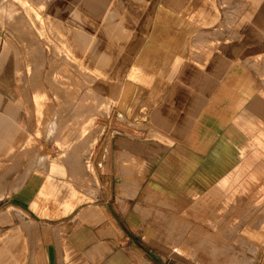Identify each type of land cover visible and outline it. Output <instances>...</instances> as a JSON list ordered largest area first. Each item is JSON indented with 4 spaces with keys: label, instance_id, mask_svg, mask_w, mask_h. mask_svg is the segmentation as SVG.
<instances>
[{
    "label": "crops",
    "instance_id": "0c3cea01",
    "mask_svg": "<svg viewBox=\"0 0 264 264\" xmlns=\"http://www.w3.org/2000/svg\"><path fill=\"white\" fill-rule=\"evenodd\" d=\"M63 1L69 24L127 54L113 96L119 113L132 114V125L112 119L85 128L83 134L95 133L82 154L88 180L133 201L124 222L133 231L137 224H175L178 209L181 225L204 230L193 235L199 243L189 256L184 248L159 259L141 253L136 264H264V0ZM20 2L29 0L0 1V264L8 257L10 264H30L35 256L39 264H57L55 245L29 230L71 224L83 196L76 159L69 166L55 160L40 135L39 110L24 103L25 38L13 36L15 24H28ZM58 18L49 20L53 32L72 34L76 44L78 32L63 29ZM45 152L54 156L34 162ZM85 208L93 213L94 203ZM102 208L111 219L110 245L123 238L112 225L122 224L126 210L118 200ZM218 239L230 242L229 262L220 258L223 245L212 243ZM120 258L116 253L110 262L121 264Z\"/></svg>",
    "mask_w": 264,
    "mask_h": 264
},
{
    "label": "rangeland",
    "instance_id": "374dc122",
    "mask_svg": "<svg viewBox=\"0 0 264 264\" xmlns=\"http://www.w3.org/2000/svg\"><path fill=\"white\" fill-rule=\"evenodd\" d=\"M55 2H58V0L20 2L24 4L26 20L29 23H26L27 27L24 26L23 28L17 27L15 24L14 28L18 30L13 33V36L19 38V40L27 37V41H24V52L29 80L24 87V103L31 108L34 106L35 110H39L36 115L39 116L40 135L46 141V149H50L53 154L55 153V160L69 166L73 157L76 159L77 175H74V179L79 195L83 196V199L79 201L82 204L79 203L78 214L72 218L71 224L62 222L55 227L37 225L34 226V232L29 230L30 236H33V234L36 236L37 231H40L41 235L43 234L41 239H44L47 244L55 245L57 264H73L74 259L79 260V258L82 259L80 264H114L110 262V259L116 253H119V257H121V264H136V259L138 260L141 253L159 259L165 257L166 254H180L182 248L186 250L184 252L189 256L188 249L193 250L195 248L196 252L199 243L196 240L197 237L193 235L204 232V230L195 224H190L188 221H185L184 224L186 225H181V220H184L179 218L182 217L179 209L174 212L172 217L175 224L157 223L148 224L147 226L137 224L134 226L135 231H133L131 229L133 225L125 224L127 215L132 213L133 201L125 203L123 200H119L118 196H114L113 193H102L99 187L100 183L97 182L96 178L94 182L88 180L91 175V169L87 163L88 154H82L88 151L84 146V141L90 137L92 139L95 133L84 132L83 134L85 128L101 126L105 121L112 119L126 121V124L132 125L130 120L132 114L130 112L126 114L119 113L115 102L116 96H113L117 92L116 89L123 79L128 64L121 66L125 54L121 55L122 57L118 56V51H121L118 44H99L102 43L100 42L101 34L97 33L91 37L83 32V25L69 24L67 12L69 2L65 4L62 0L54 5ZM58 16L59 20L66 19L67 23L63 20V25H61L63 29L72 26L78 32L77 44H70L71 40L67 39L71 37H69V33L64 34V40L63 37L58 36L59 33L53 32L49 20ZM47 17L49 18L47 19ZM64 22L67 26L64 25ZM26 29L27 32H25ZM114 55H117V58L120 59H116ZM127 60L130 62V56ZM84 95L87 96L88 100L82 99ZM100 101L106 103H103L102 111L98 109ZM77 105H80V107ZM63 126L67 128L65 129ZM89 152H91V149ZM45 153L46 155L43 157L47 161L51 159V156H54H50L49 152ZM71 175L73 174L71 173ZM70 179L72 178L70 177ZM104 185H106L105 189L108 188L107 184ZM114 200H118L121 208L126 210L124 218H122V224L119 226L112 225L116 231L119 228L123 231V238L115 236L111 238L113 242L111 241L108 245V221L111 219L109 220L107 212L103 214L102 207L103 204L108 202L112 205ZM91 203H94V210L93 213H88L85 207ZM114 213L116 211L111 210L112 217H115ZM156 215L162 216L158 212H156ZM138 227H141V230H138ZM34 239L36 240V238ZM34 243H36L35 246L39 244L38 241L31 242V244ZM200 243L202 244L201 247L211 248L208 244H205L206 242ZM212 243L218 245L220 249L223 245L222 248L226 253L221 254L220 258L229 262V256L227 255L231 252L228 250L229 246L225 248L224 246L230 242L218 239L215 243ZM238 248L243 253L246 251L242 244ZM236 254H239V252ZM9 259L10 257L3 260L8 262ZM32 259L34 263L39 264V256L32 257ZM190 259L197 260V257Z\"/></svg>",
    "mask_w": 264,
    "mask_h": 264
},
{
    "label": "bare ground",
    "instance_id": "6f19581e",
    "mask_svg": "<svg viewBox=\"0 0 264 264\" xmlns=\"http://www.w3.org/2000/svg\"><path fill=\"white\" fill-rule=\"evenodd\" d=\"M1 1V0H0ZM39 1V0H38ZM3 2V1H2ZM118 2V1H117ZM117 2L115 3L116 5H117ZM34 3H35V1H34ZM39 3V2H38ZM119 3V2H118ZM121 3V2H120ZM119 3V4H120ZM124 4V3H123ZM36 5V4H35ZM120 5H122V4H120ZM50 6V5H49ZM125 6V4L124 5H122V7H124ZM1 7V6H0ZM26 7V6H25ZM26 9H28V8H26ZM53 10V9H52ZM29 11V10H28ZM31 11V10H30ZM29 11V12H30ZM224 11V10H223ZM227 11H228V9H227ZM234 12V11H233ZM225 13H228V12H225ZM30 14V13H29ZM21 15V14H20ZM19 15V16H20ZM224 16V15H223ZM21 17H23V16H20V18ZM49 17H47V19H48ZM225 18V17H224ZM228 18V17H227ZM33 19V18H32ZM45 19H46V17H45ZM223 20V19H222ZM18 21V20H17ZM20 21V20H19ZM28 23H29V21H28ZM31 23H33V22H31ZM37 23V22H36ZM224 23H225V21H224ZM22 24V23H21ZM22 25H24V24H22ZM26 25V24H25ZM34 25V24H33ZM30 26V25H29ZM27 27V26H26ZM43 27V26H42ZM59 27V26H58ZM35 28H37V27H35ZM30 29V28H29ZM21 31H22V29H21ZM30 31H31V29H30ZM206 31H207V29H206ZM25 32H27V29H26V31ZM22 33V32H21ZM65 33V32H64ZM201 33V32H200ZM208 33V32H207ZM26 34V33H25ZM39 34V33H38ZM74 34V33H73ZM214 34V33H213ZM22 35V34H21ZM69 35V37L72 35H70V34H68ZM27 36V35H26ZM35 36V35H34ZM217 36V35H216ZM65 36H63V39L65 40V38H64ZM67 37V36H66ZM197 37V36H196ZM27 38V37H26ZM26 38H25V42L27 41L26 40ZM32 38V37H31ZM71 38H72V36H71ZM77 38V37H76ZM194 38V37H193ZM68 40H70L69 38H67ZM73 39V38H72ZM30 40V39H29ZM28 40V41H29ZM80 40V39H79ZM78 40V41H79ZM32 41V40H31ZM57 41V40H56ZM67 41V40H66ZM74 41V40H73ZM220 41V40H219ZM69 42V41H68ZM35 43V42H34ZM73 43H75V42H73ZM114 43H115V41H114ZM33 44V43H32ZM36 44V43H35ZM77 44V43H76ZM83 44V43H82ZM100 44V43H99ZM70 45V44H69ZM84 46V45H83ZM94 46V45H93ZM115 46V45H114ZM120 46V45H119ZM124 47V46H123ZM36 48V47H35ZM96 48V47H95ZM110 48V47H109ZM116 48V47H115ZM76 49V48H75ZM162 50V49H161ZM54 52V51H53ZM100 53V52H99ZM123 53V52H122ZM133 53V52H132ZM114 54H116V53H114ZM103 55V54H102ZM123 55V54H122ZM127 54H125L124 56H126ZM52 56H54V55H52ZM115 56V55H114ZM40 57V56H39ZM116 57V59H120V58H117V55L115 56ZM115 57H112L113 59L115 58ZM120 57V56H119ZM122 57V56H121ZM36 58V57H35ZM197 58V57H196ZM103 59H105V58H103ZM146 61H148V59L146 60ZM117 62V61H116ZM115 62V63H116ZM145 62V61H144ZM113 63V62H112ZM114 64V63H113ZM106 75V74H105ZM56 94H58L57 92H56ZM60 95V94H59ZM66 95V94H65ZM77 95V94H76ZM75 95V96H76ZM69 97V96H68ZM74 99V98H73ZM80 99V98H79ZM82 99L83 100H88V98H87V96L85 97V95L84 96H82ZM96 99V98H95ZM102 99V98H101ZM80 101H81V99H80ZM80 101H78L79 103H81ZM94 101V100H93ZM62 102V101H61ZM91 102V101H90ZM101 102V101H100ZM77 103V102H76ZM83 103V102H82ZM104 103V102H103ZM103 103L101 102V103H99L98 104V109L100 110V111H102V108H103ZM129 103V102H128ZM91 104V103H90ZM93 104V103H92ZM104 104H106V103H104ZM76 106V105H75ZM78 106V105H77ZM105 106V105H104ZM78 107H80V105L78 106ZM96 107H97V105H96ZM84 108V107H83ZM75 109V108H74ZM78 110V109H77ZM76 110V111H77ZM81 110V109H80ZM104 110V109H103ZM82 113V112H81ZM81 113H79V114H81ZM76 114V112L74 113V115ZM52 118V117H51ZM72 118H74V117H72ZM62 120V119H61ZM65 120V119H64ZM52 121V120H51ZM87 121V120H86ZM54 122V121H53ZM70 122V121H69ZM73 122H77V121H73ZM79 122H81L80 120H79ZM83 122V121H82ZM64 123V122H63ZM78 123V122H77ZM54 124V123H53ZM55 124H56V122H55ZM58 124V123H57ZM74 124V123H73ZM65 125V124H64ZM51 127V126H50ZM53 127V126H52ZM64 128H65V126H63ZM62 127V128H63ZM54 128V127H53ZM67 128V127H66ZM65 128V129H66ZM56 130V129H55ZM64 130V129H63ZM48 131V130H47ZM91 132V131H90ZM48 133V132H47ZM46 133V134H47ZM50 135V134H49ZM64 135V134H63ZM66 135V134H65ZM61 137V136H60ZM90 140H91V137L89 138V139H86L85 141H84V146L86 147V150H88L89 149V142H90ZM68 141V140H67ZM26 153V152H25ZM34 160V162H36L37 164H41L43 161H45L46 160V158H43V157H39V158H37V157H35V159H33ZM47 161V160H46ZM32 163V162H31ZM45 163V162H44ZM44 163H42V164H44ZM30 164V163H29ZM19 166V165H18ZM33 167V166H32ZM2 181V180H1ZM2 183H3V181H2ZM22 220V219H21ZM23 222V221H22ZM25 222V221H24ZM23 225H24V223H22ZM21 224V225H22ZM22 225V226H23ZM25 225H26V223H25ZM23 229H24V227H23ZM33 230V229H32ZM30 232V231H29ZM32 232H34V230L32 231ZM28 233V232H27ZM28 235V234H27ZM32 235V234H31ZM29 237V236H28ZM33 238V237H32ZM32 238H31V240H32ZM36 238H37V236H36ZM30 240V239H29ZM34 247V246H33ZM39 251V250H38ZM42 252V251H41ZM40 252V253H41ZM39 255H41V254H39ZM31 258V257H30ZM38 259V258H37ZM41 261V260H40ZM32 262V263H31ZM8 263H9V261H8ZM11 263V262H10ZM9 263V264H10ZM34 262L33 261H30V264H33ZM15 264V263H14Z\"/></svg>",
    "mask_w": 264,
    "mask_h": 264
}]
</instances>
